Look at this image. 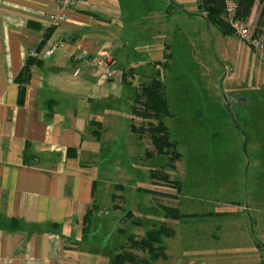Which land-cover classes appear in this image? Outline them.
<instances>
[{"label":"rangeland","instance_id":"374dc122","mask_svg":"<svg viewBox=\"0 0 264 264\" xmlns=\"http://www.w3.org/2000/svg\"><path fill=\"white\" fill-rule=\"evenodd\" d=\"M131 1L123 12L133 24L121 29V55L112 67L116 89L102 92L98 145L84 162L96 179L95 201L69 239L75 262L113 264L130 253L134 264H145L152 255L132 241L161 224L175 236L164 238L169 257L155 264H228L242 247L257 245L264 258V53L210 25L201 0ZM162 59L164 66L154 67ZM131 67L133 86H124L119 72ZM157 74L176 162L130 130L141 122L131 113L134 88ZM243 99L248 105L239 104ZM172 210L183 217L169 218ZM193 242L211 243L208 262H200ZM238 259L246 263L245 255Z\"/></svg>","mask_w":264,"mask_h":264},{"label":"crops","instance_id":"0c3cea01","mask_svg":"<svg viewBox=\"0 0 264 264\" xmlns=\"http://www.w3.org/2000/svg\"><path fill=\"white\" fill-rule=\"evenodd\" d=\"M131 4L84 0L55 24L53 0H0V264H77L69 239L95 201L96 179L84 162L98 145L102 92L116 89L98 61L110 54L116 69ZM32 58L39 64L22 92L17 79ZM193 246L200 262L214 255L211 243ZM261 253L245 246L228 264H264Z\"/></svg>","mask_w":264,"mask_h":264},{"label":"trees","instance_id":"16d2710c","mask_svg":"<svg viewBox=\"0 0 264 264\" xmlns=\"http://www.w3.org/2000/svg\"><path fill=\"white\" fill-rule=\"evenodd\" d=\"M202 9L206 10L211 16L205 17L207 22L216 26L224 36L234 34V30L228 22V17L225 8L226 0H201ZM235 13L234 20L247 24L252 15L257 9L256 17L253 23V33L255 36L264 38V0H233ZM226 16V19H225ZM39 62L35 59H29L18 77V82L25 89V84L28 81V77L31 71L32 65H37ZM158 66H164L163 61L156 63ZM128 74L130 78H135L134 71L129 70L123 74V82L132 87L133 80L128 82ZM160 74L151 79V83H142L134 88V95L132 97L131 113L133 118L140 119L138 126L133 122L131 124V132L140 136L141 139L153 146L157 155L167 156L172 154L170 160L176 162L180 158V154L177 152V143L173 142L172 133L169 127L166 125L165 120L171 117L169 110V103L165 93V87L162 80L159 78ZM100 124L98 123V129L94 132L96 138L100 137ZM148 145V144H147ZM148 151V146L146 148ZM117 198L116 195L112 196ZM87 216V214H86ZM167 217V216H166ZM169 218L177 220L183 215L178 213L177 210H172L168 215ZM174 232L171 229H167L165 224H161L157 228L149 230L145 237L139 243L132 241V246L140 251H148L152 258L145 261V264H149L165 258V247L163 245L164 238L173 237ZM132 238V236H130ZM135 237L133 236V239ZM125 251V250H124ZM130 253L118 254L113 258V264H126L129 261L135 263V260L131 259ZM132 256V255H131ZM149 262V263H148Z\"/></svg>","mask_w":264,"mask_h":264},{"label":"built area","instance_id":"2783aa9c","mask_svg":"<svg viewBox=\"0 0 264 264\" xmlns=\"http://www.w3.org/2000/svg\"><path fill=\"white\" fill-rule=\"evenodd\" d=\"M56 5V14L53 16L55 24L63 22L66 17L67 11L82 2L84 0H53ZM225 8L227 13V19L229 24L231 25L234 32L238 35V37L244 41L248 46L253 48L255 51L260 53H264V38L255 36L253 30L249 28L247 24H243L234 20L233 16L235 13V7L233 0L225 1ZM59 45L54 44L49 47V49L45 52V57H50ZM34 57H38V54H34ZM84 57V56H83ZM114 63L113 57L110 54L104 55L98 61V67L103 71V76L106 79H110L113 76L112 65ZM1 128V127H0Z\"/></svg>","mask_w":264,"mask_h":264},{"label":"water","instance_id":"95a60500","mask_svg":"<svg viewBox=\"0 0 264 264\" xmlns=\"http://www.w3.org/2000/svg\"><path fill=\"white\" fill-rule=\"evenodd\" d=\"M248 103H249V101H248V100H245V99L240 100V102H239V104H240L241 106L248 105Z\"/></svg>","mask_w":264,"mask_h":264}]
</instances>
